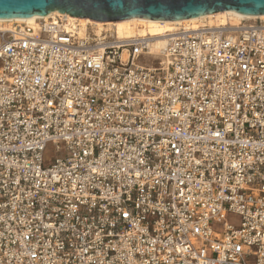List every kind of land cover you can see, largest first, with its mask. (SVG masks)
I'll list each match as a JSON object with an SVG mask.
<instances>
[{"label": "built area", "instance_id": "obj_1", "mask_svg": "<svg viewBox=\"0 0 264 264\" xmlns=\"http://www.w3.org/2000/svg\"><path fill=\"white\" fill-rule=\"evenodd\" d=\"M154 39L0 24V264H264V20Z\"/></svg>", "mask_w": 264, "mask_h": 264}, {"label": "water", "instance_id": "obj_2", "mask_svg": "<svg viewBox=\"0 0 264 264\" xmlns=\"http://www.w3.org/2000/svg\"><path fill=\"white\" fill-rule=\"evenodd\" d=\"M233 10L264 14V0H0V18L45 16L52 11L94 21L130 18L180 20Z\"/></svg>", "mask_w": 264, "mask_h": 264}, {"label": "bare ground", "instance_id": "obj_3", "mask_svg": "<svg viewBox=\"0 0 264 264\" xmlns=\"http://www.w3.org/2000/svg\"><path fill=\"white\" fill-rule=\"evenodd\" d=\"M56 14H62V13L58 11H52L45 16L34 15L28 18H11V19L0 18V23L4 24V26H9L14 22L32 23L38 18H49L50 16H54ZM65 15H67L70 18V20L79 22L82 27H85L88 24L95 25L98 28H102L105 25L112 26L115 29V31L121 36H130L134 34H140V35L150 34L155 37L154 39L155 41L152 47V51L155 53L161 51V49L166 43L168 32L175 29V27L173 26L175 24L183 25L185 28H196L198 26V22L204 23L205 19L211 17L216 18L215 20L216 24L213 23L208 24L211 26L226 25L230 23L231 19L234 20L231 21V24L233 25H238L244 20H254V19L264 20V14L258 16H248V15L239 14L238 12L233 10L220 11L200 17L180 19L175 21L158 20V19H150V18H130L120 21L102 22V21H94L89 18H79L69 14H65Z\"/></svg>", "mask_w": 264, "mask_h": 264}, {"label": "rangeland", "instance_id": "obj_4", "mask_svg": "<svg viewBox=\"0 0 264 264\" xmlns=\"http://www.w3.org/2000/svg\"><path fill=\"white\" fill-rule=\"evenodd\" d=\"M216 18L215 17H211V18H208V19H205L204 20V23H207V24H210V23H213V24H216ZM231 21H234V20H230V23H231ZM249 21H253V20H244V21H242V22H249ZM201 23H203V22H198V24H201ZM1 24V23H0ZM4 25V24H3ZM174 27H177V26H180V25H173ZM105 27H107V28H112V29H114L112 26H107V25H105ZM53 149V145L51 144V145H49V148H48V155H50V153H51V150ZM228 221L231 223V224H233V225H235V226H238L239 225V223H240V217L238 216V215H236V214H229V216H228ZM218 226V225H217Z\"/></svg>", "mask_w": 264, "mask_h": 264}]
</instances>
